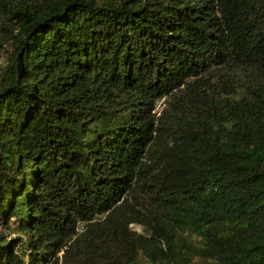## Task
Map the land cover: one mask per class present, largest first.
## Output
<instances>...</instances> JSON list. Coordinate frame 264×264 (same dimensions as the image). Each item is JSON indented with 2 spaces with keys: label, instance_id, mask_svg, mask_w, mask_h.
Returning a JSON list of instances; mask_svg holds the SVG:
<instances>
[{
  "label": "trees",
  "instance_id": "16d2710c",
  "mask_svg": "<svg viewBox=\"0 0 264 264\" xmlns=\"http://www.w3.org/2000/svg\"><path fill=\"white\" fill-rule=\"evenodd\" d=\"M0 264H264V0H0Z\"/></svg>",
  "mask_w": 264,
  "mask_h": 264
},
{
  "label": "rangeland",
  "instance_id": "374dc122",
  "mask_svg": "<svg viewBox=\"0 0 264 264\" xmlns=\"http://www.w3.org/2000/svg\"><path fill=\"white\" fill-rule=\"evenodd\" d=\"M159 105V104H158Z\"/></svg>",
  "mask_w": 264,
  "mask_h": 264
}]
</instances>
